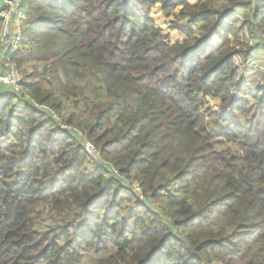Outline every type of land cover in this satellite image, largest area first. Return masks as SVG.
I'll return each mask as SVG.
<instances>
[{"label":"trees","instance_id":"obj_1","mask_svg":"<svg viewBox=\"0 0 264 264\" xmlns=\"http://www.w3.org/2000/svg\"><path fill=\"white\" fill-rule=\"evenodd\" d=\"M19 1L0 264H264V0Z\"/></svg>","mask_w":264,"mask_h":264},{"label":"built area","instance_id":"obj_2","mask_svg":"<svg viewBox=\"0 0 264 264\" xmlns=\"http://www.w3.org/2000/svg\"><path fill=\"white\" fill-rule=\"evenodd\" d=\"M23 18L21 15V5L18 0H0V21L2 23L0 28V48L4 49L0 60V64L3 67L2 73H0V88L14 90L15 92H19L21 76L16 64L10 57L22 46L23 31L21 21ZM190 27L197 31L195 25H190ZM236 62L238 63V59H236ZM33 104L38 109L50 111L47 106H41L36 102H33ZM53 116L56 117L55 113H53ZM63 127L67 129V127ZM78 135L82 137V134L79 133ZM85 145L89 155L100 163V152L97 148L90 141H86ZM109 168L112 171L111 176H119V172L114 167L111 166ZM129 183L133 185L141 201L145 202L147 199L142 195L140 185L135 181H129Z\"/></svg>","mask_w":264,"mask_h":264},{"label":"rangeland","instance_id":"obj_3","mask_svg":"<svg viewBox=\"0 0 264 264\" xmlns=\"http://www.w3.org/2000/svg\"><path fill=\"white\" fill-rule=\"evenodd\" d=\"M189 2L190 3H194L193 0H189ZM20 5H21V2H20ZM179 11H180V9L176 10L175 12H173V14L170 17H166L163 14L160 5L156 6L153 9V11H152V16L154 17L157 26L162 28L165 31L164 33H167V34L170 33V37L172 35H178V36L180 35V33L178 31L169 29V27H170L171 23L173 22V20L175 19V17L179 16ZM21 15L24 17L23 11H21ZM186 23H187L186 21H182L181 25L185 26ZM251 43H252V41H251ZM3 50L4 49L0 48V60H1L2 56H3ZM259 57H261V56H259ZM236 59H238V63L236 62L237 65L239 67H243L241 60L239 58H236ZM258 63H259V60L255 59L254 61H251V63L249 65L250 66H256ZM2 68H3L2 64H0V73H2ZM256 80L261 81L260 77L258 78L257 76H255L252 81H256ZM9 91H12V90H7V89H4V88H0V92H6L7 93ZM210 104H211V107H213L214 109H219V102L218 101L210 100ZM63 115L67 116L68 115V111H65L63 113ZM92 166L93 165H91V166L87 165V166H85L84 170L89 174V173H91V171L94 170V168ZM47 224H48V222L45 219V221L43 222L42 225H43V227H46Z\"/></svg>","mask_w":264,"mask_h":264},{"label":"crops","instance_id":"obj_4","mask_svg":"<svg viewBox=\"0 0 264 264\" xmlns=\"http://www.w3.org/2000/svg\"><path fill=\"white\" fill-rule=\"evenodd\" d=\"M162 10V9H161ZM168 34H170V33H168ZM171 40L173 41V42H183L184 41V37L183 36H181V35H172L171 37ZM220 44V43H219Z\"/></svg>","mask_w":264,"mask_h":264}]
</instances>
